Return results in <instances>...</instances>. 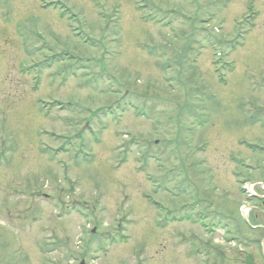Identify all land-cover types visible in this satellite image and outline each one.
Here are the masks:
<instances>
[{
  "label": "rangeland",
  "instance_id": "1",
  "mask_svg": "<svg viewBox=\"0 0 264 264\" xmlns=\"http://www.w3.org/2000/svg\"><path fill=\"white\" fill-rule=\"evenodd\" d=\"M263 184L264 0H0V264H264Z\"/></svg>",
  "mask_w": 264,
  "mask_h": 264
}]
</instances>
